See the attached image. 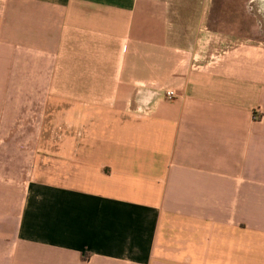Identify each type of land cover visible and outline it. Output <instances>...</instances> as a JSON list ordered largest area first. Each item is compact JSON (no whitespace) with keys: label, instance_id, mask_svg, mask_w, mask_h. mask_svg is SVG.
Segmentation results:
<instances>
[{"label":"crops","instance_id":"obj_1","mask_svg":"<svg viewBox=\"0 0 264 264\" xmlns=\"http://www.w3.org/2000/svg\"><path fill=\"white\" fill-rule=\"evenodd\" d=\"M212 2L0 0V264H264V0L250 36Z\"/></svg>","mask_w":264,"mask_h":264},{"label":"rangeland","instance_id":"obj_2","mask_svg":"<svg viewBox=\"0 0 264 264\" xmlns=\"http://www.w3.org/2000/svg\"><path fill=\"white\" fill-rule=\"evenodd\" d=\"M213 12L211 11V20L217 29H220L227 33H235L238 35H251V31L249 26L257 24L256 19L251 16L253 11H251L252 6L248 5L253 0H212ZM244 24V26L242 25ZM242 25V26H241ZM58 108L62 109V107H54L52 110ZM40 113L35 114V119H39L38 127L40 132V145L39 149L40 153L33 154H24L26 158H24L22 167L25 168L26 165L32 164L31 159L27 157H34L33 164L38 161L39 163V176L38 179L40 181L45 182H62L63 175L65 174L63 171L62 162L64 160V155L59 154L57 149L63 147L65 139H68L72 132L70 127L64 124V114L57 113L51 116L50 111L46 107L43 111V106L39 108ZM26 113V112H25ZM31 107H29V111L27 114L30 115ZM55 113V112H54ZM43 114V115H42ZM35 121V120H34ZM28 142V143H27ZM27 144L31 146L32 139L25 137L17 138L15 135H11L8 137V146H20L19 144ZM36 143V141H35ZM9 156L15 157V154H10ZM28 160L30 162H28ZM34 173L36 168L34 167ZM27 177L32 178V169L25 172Z\"/></svg>","mask_w":264,"mask_h":264},{"label":"built area","instance_id":"obj_3","mask_svg":"<svg viewBox=\"0 0 264 264\" xmlns=\"http://www.w3.org/2000/svg\"><path fill=\"white\" fill-rule=\"evenodd\" d=\"M165 97L168 99V100H172L175 98V93L174 91H166L165 93Z\"/></svg>","mask_w":264,"mask_h":264}]
</instances>
